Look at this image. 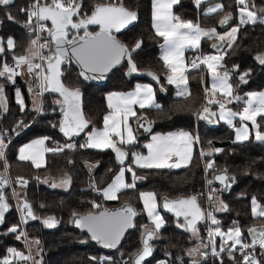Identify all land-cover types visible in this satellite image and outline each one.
<instances>
[{
	"label": "snow or ice",
	"instance_id": "1",
	"mask_svg": "<svg viewBox=\"0 0 264 264\" xmlns=\"http://www.w3.org/2000/svg\"><path fill=\"white\" fill-rule=\"evenodd\" d=\"M151 2L152 27L155 30V36L162 38L163 41L160 44L162 50L160 59L166 69L167 83L176 86L178 96L190 95L187 76L189 67L191 69L206 67L211 82L210 86L204 87L206 104L197 116L210 123H215L217 120L225 121L235 131L234 142H250L254 139L264 144V91H250L245 93L244 97L240 96L231 82L232 73L238 74L239 84H246L251 70L239 73V65H233L232 70H227L222 63L228 54L226 50L235 47L241 26L257 22L264 24V6H257L254 0H235L239 23L221 34L215 27L204 28L198 22L176 15L173 8L179 4L180 0H151ZM11 3L12 0H0V6L6 7ZM202 5H210L205 15L225 13L220 21L221 25L233 18L231 13L225 12V5L222 3H212V0H193L194 7L201 8ZM84 9L83 0H31L30 4L19 9L26 16L23 27L28 29L35 38L30 40L26 55L13 54L12 64L0 58V79L4 81L0 84V111L7 112L4 85L14 82L17 75L23 74L20 70L26 67L27 74L33 78L37 93L50 91L59 94L60 99L55 101L60 106L63 116L59 122V129L71 140L85 132L89 127V122L83 116L81 90L79 86H69L64 83L62 67L74 61L79 66L78 78L85 81L103 79L105 74L125 60L129 74L138 72L133 53L142 47L143 41L137 40L132 47H129L122 43L116 35L137 19V12L126 7L123 0H96L91 9L88 11ZM6 19L14 21L15 17L8 12ZM2 23L3 21L0 20V24ZM92 26L98 30L93 29ZM45 33H47L46 36ZM203 39L218 41L210 44L216 54L201 52L191 59L190 64L186 63V50H200ZM15 48L14 37L0 36V54L14 53ZM37 59L40 63L35 62ZM256 59L264 65V54L258 55ZM147 75L157 82L160 80V77L152 72H148ZM32 90L30 88V91ZM16 96L20 111L23 112L25 102L18 89ZM106 99L109 112L103 117V127L92 128L86 133L85 142L79 145L82 149L101 151L111 149L115 153L117 163L122 166L107 187L100 189L93 185V190L102 195L104 200H117L118 193L123 189H133L137 180L146 178L138 176L133 165L143 170L180 169L188 166L192 159L193 145L200 141L199 135L194 136L188 131L152 134L151 142L144 146L147 149V155L138 152L130 154L127 150L137 142L130 120L135 118L139 127L151 132V127H145L137 109L160 107L155 102L154 91L150 85L136 84L132 91L110 92ZM233 102L241 105L239 111H233L227 107ZM213 106H216L219 111L214 110ZM237 117L239 126L234 123ZM51 126L57 127L56 124ZM21 127H24L23 121L18 122L17 130ZM6 135V132H0V161H3L5 170L8 168L5 149L10 143V141L6 142ZM49 139V137H42L24 145L19 149L18 159L31 161L39 169L44 153L55 154L63 152L65 148L76 147L72 143H66L63 147H46V141ZM208 143L211 146V141ZM221 151L223 150L216 148L211 152L201 151L200 155L204 158L211 156L213 152ZM129 155L132 156V162L124 167ZM214 166V161L206 160L205 173L212 171ZM126 172L131 173V183L125 181ZM214 181H218L223 186L219 191H227L235 183V177L229 176L225 168L220 173H214L211 179L206 180L209 187L206 199L210 202V207L215 202L218 191L212 187ZM43 182L50 183L48 180ZM70 182V178H62L60 185H68ZM7 184V179L0 174V224L5 222V214L10 208L4 193ZM16 184L26 187L28 180L17 177ZM51 186L56 187L57 185L51 183ZM13 194L20 199V194L15 190ZM204 195L200 193L176 199L162 197L163 208L173 213L177 218V225L183 227L185 231H190L193 237H198V223L210 220L211 226L207 229L208 243L204 244L203 238L200 237L201 245L188 250L189 257L193 258L192 264H203V261L196 259L197 256L207 258L208 252L202 251V248H210L212 255L218 258L221 253H226L235 264H264V226L248 227L246 231L250 240L245 238L244 232L236 222H233V226L227 230H223L213 212L205 213L200 207L199 197ZM139 199L142 201L143 211L154 227L142 226L144 231L141 234V248L122 264H144L146 258L153 254L154 249L150 241L158 238L160 230L165 225L158 211L160 205L157 194L153 191L141 192ZM251 205L253 218H264V206L258 203L255 196L251 199ZM92 207L100 209L101 205L93 202ZM215 210L227 211L228 205L219 201V207ZM19 211L21 212V223H27L29 218L37 219L32 206L26 200L21 201ZM137 214L131 205L125 204L115 211L104 208L83 216L74 212L73 223L78 228L86 230L93 241L104 248L111 249L116 248L124 233L135 226L133 221ZM42 222L49 228L56 225L54 217L44 218ZM7 231L15 234L17 240L24 237L29 247L31 243L39 244L38 240L28 241L20 223L11 225ZM217 238H219V245H217ZM6 253L0 257V264H27L30 260L32 264H39L30 254L26 255L16 248L9 247ZM91 259L96 261V264H115L112 257H91ZM158 264H168V262L160 261ZM220 264H223L222 259Z\"/></svg>",
	"mask_w": 264,
	"mask_h": 264
},
{
	"label": "trees",
	"instance_id": "2",
	"mask_svg": "<svg viewBox=\"0 0 264 264\" xmlns=\"http://www.w3.org/2000/svg\"><path fill=\"white\" fill-rule=\"evenodd\" d=\"M225 5V12L232 14V19L228 26L238 24V14L235 0H219ZM31 0H12V3L6 7L0 6V36L7 38L14 37L16 48L13 52L3 54L7 62L16 56L24 55L31 37L25 32L23 27L26 16L19 11L26 7ZM85 11L91 9L96 0H83ZM150 2L151 0H123V4L131 10L137 12V22L126 30L116 33L117 37L125 45L132 47L137 40H142V47L133 53V59L137 64L139 71H151L160 77L159 82H151L144 77L131 76L125 73L127 63L124 61L121 66L115 68L103 83L92 81H83L78 78V72L72 64H66L62 67L63 81L69 86H79L82 93V111L84 118L89 122L88 129L79 136L69 140L59 130L58 104L60 99L57 94H50L47 91L43 93L42 111L36 114L33 106L32 97L36 93L33 78L27 74V70H22L23 74L17 75L14 82H8L5 86V95L7 100V112L0 111V132H6L5 149L7 170L4 168L3 161H0V172L9 176L13 186L16 184L17 177H23L28 180L26 187H23V196L21 200H26L37 216V219L24 223L27 236L31 240H38L36 245L37 256L41 260L39 264H96L91 257L100 258L112 257L115 264H122L141 246L143 225L152 228L153 225L146 217L139 199V193L142 190L153 191L157 194V200L167 196L169 199L190 196L196 194L199 189H203L202 159L214 161V167L217 169H227L228 173L235 177V183L227 191L217 189L215 206L219 207V201L228 205L227 211L215 210L214 215L220 221L223 229L233 226L236 222L244 232L246 239L248 237V227H261L264 225V218H253L250 208V199L255 196L260 205H264V144L251 140L250 142L237 143L232 140L233 131L223 122L217 120L215 125H208L203 119L197 116L202 111L201 105L204 87L206 86V75L201 69H189L188 92L190 95L178 96L176 87L169 85L165 78L166 69L163 67L160 59L159 42L161 38L156 37L150 23ZM257 6H264V0H254ZM206 5L201 8L193 6V0H180L175 5L173 12L184 19H190L198 22L202 27L213 28L221 31L224 28L218 25L219 19L224 12L212 15H202ZM10 12L14 21L6 19V13ZM95 29V26H92ZM214 41V40H213ZM213 41L203 39L201 48L203 51H212L210 44ZM227 55L222 61L227 70H232L233 65H239V73L251 70L247 77L246 84H239L238 74L233 72L231 82L236 92L244 97L250 90H259L264 88V65L256 60L258 53L264 52V24H248L241 26L236 45L233 49H227ZM26 78V80L24 79ZM136 81L148 82L152 85L154 95L159 103V108H148L137 110L138 115L147 114L151 120L153 128L151 132L166 134L176 129L191 132L193 135H199V143L193 145V154L191 162L187 167L180 169L163 170H143L134 167L138 176L146 177L143 180H137L133 189H123L118 193L117 200H104L96 188L102 189L111 181L117 170L122 167L116 164L114 153L111 149L95 150L80 148L81 136L87 133L92 127H99L100 117L107 110L105 94L109 91H124L132 87ZM4 83L0 79V84ZM30 88L33 89L30 91ZM161 88L163 93L158 90ZM20 91V95L25 102V110L20 111V107L15 99V90ZM205 106V105H204ZM227 106L238 110L241 105L236 102ZM33 107V108H32ZM216 106H213L215 109ZM55 109V110H54ZM23 121L24 127L17 130L18 122ZM56 124L53 128L51 125ZM149 135L143 138H137L135 145L127 150L131 154L134 151L142 153L145 151L142 142H145ZM49 137L46 141V147H63L66 143H72L76 147L67 149L59 153H44L43 163L37 169L31 161H20L18 159V150L24 143L35 139ZM211 141V146L209 145ZM222 149L219 153L211 156L201 157V151L211 152L213 149ZM132 162L131 155L123 166ZM67 175L70 178V184L66 189L47 186L43 181L49 178L53 180ZM39 178V179H37ZM125 181L132 182L131 173H125ZM9 192L7 188L6 193ZM21 200H19L21 202ZM93 202L100 204L103 209L108 206L118 205L127 202L137 211L134 218V227L129 228L123 235L120 243L115 249L110 251L101 250L95 241L88 238L85 232L72 229L68 224L69 218L75 212L82 214L85 212H97L100 209L92 207ZM10 211L5 216V222L0 229V257L9 242L19 244V241L11 234H4L3 230L11 225L19 223L17 210L12 201H8ZM199 204L205 212V199L199 197ZM43 205V207H41ZM164 217L165 225L160 230L158 238L150 241L153 246V256L146 260L151 261L161 259L168 264L187 261L192 258L188 255V250L200 246L204 240L205 221L198 223V237H192L190 231H185L183 227L177 225V218L169 213L159 209ZM54 217L55 227L44 226L43 219ZM182 222V218H181ZM217 242H219L217 238ZM238 256V254H237ZM235 264L226 253H222L220 258L208 257L202 259L203 264ZM144 262V263H145Z\"/></svg>",
	"mask_w": 264,
	"mask_h": 264
},
{
	"label": "water",
	"instance_id": "3",
	"mask_svg": "<svg viewBox=\"0 0 264 264\" xmlns=\"http://www.w3.org/2000/svg\"><path fill=\"white\" fill-rule=\"evenodd\" d=\"M137 22V19L132 23V24H130L127 28H129L130 26H132L133 24H135ZM226 25V24H225ZM228 25V24H227ZM226 25V26H227ZM224 26V25H223ZM127 28H124V29H122L121 30V32L122 31H124V30H126ZM222 28H224V27H222ZM98 30V29H97ZM121 41V40H120ZM218 41H213V43H217ZM123 43V42H122ZM211 48V47H210ZM211 50L213 51V52H216L214 49H212L211 48ZM123 62L124 61H122L119 65H117L115 68H118L119 66H121V64H123ZM125 62L127 63V61L125 60ZM72 65H73V67H75L76 68V70H77V72H79V66L78 65H76L75 64V62L73 61L72 63H71ZM127 65V68H126V71H125V73H126V75L128 76V77H131V76H139V77H144V78H146V79H148L149 81H151V82H156V80H153L152 79V77L151 76H149V75H147V73L148 72H151V71H139L138 70V72H136V73H131V74H129L128 73V64H126ZM115 68H113L109 73H107V74H105V76H104V78L103 79H92V80H87V81H92V82H95V83H98V84H100V83H103L106 79L105 78H107L108 77V75L115 69ZM153 73V72H152ZM81 80H83L82 78H81ZM83 81H85V80H83ZM159 91H160V93H163V90H161V88H159L158 89ZM48 93H50V94H54V95H56L57 94V96L59 97V94L58 93H53V92H50V91H47ZM60 98V97H59ZM81 106H82V101H81ZM59 108H58V114H59V122L63 119V116H62V112H61V110H60V106H58ZM83 112V111H82ZM139 116H141L142 117V119H143V122H144V125H145V127H151V128H153V124H152V122H151V120L149 119V117H147V114H145V113H141V114H139ZM213 119H215V118H213ZM208 125H210V126H213V125H215V123H210L209 121H206V120H204ZM132 126H133V131H134V134L136 135V138H143V137H146L147 135H149L151 132H148V131H145L144 130V128H141V127H139V124H138V122H137V120L135 119V118H133V120H132ZM60 130V129H59ZM152 131V130H151ZM60 133H62L61 131H60ZM63 134V133H62ZM64 135V134H63ZM66 137V136H65ZM114 153V152H113ZM113 158H115V153H114V156H113ZM127 160H128V158L125 160V163L127 162ZM115 162H116V164H118L117 163V161H116V158H115ZM119 165V164H118ZM224 169H218L217 168V170H214L213 172H212V174H211V178H212V175L214 174V173H220V172H222ZM228 175L229 176H232L230 173H228ZM6 179H7V177H5ZM48 181L50 182V183H46V185L47 186H51V183H53V180L52 179H48ZM213 185H215V186H217V189L218 190H220V189H222V185H220L219 184V182L218 181H214L213 182ZM181 197H186V196H181ZM177 198V197H176ZM176 198H172V199H176ZM22 201V200H21ZM21 203V202H20ZM20 203L18 204V206H17V211H18V214H19V216H20V219H21V212L19 211V205H20ZM162 203H163V201H162V198L159 200V207H158V209H160V210H162V211H164V212H168L166 209H164L163 208V206H162ZM125 204H128V205H131V204H129V203H127V202H123V203H120V204H118V205H114V206H108V207H105L106 209H108L109 211H115V210H117V209H120L123 205H125ZM132 206V205H131ZM133 207V206H132ZM104 209V208H103ZM103 209H100V210H98V211H101V210H103ZM9 211H10V208H9ZM9 211L8 212H6V214H5V216L9 213ZM91 212V211H90ZM90 212H85V213H82V214H79V215H81V216H83V215H86V214H88V213H90ZM91 213H95V212H91ZM169 213H171V212H169ZM171 214H173V213H171ZM174 215V214H173ZM30 221H32V219H28V221L27 222H30ZM4 224V223H3ZM3 224H0V229H1V227H3ZM67 225H69L72 229H75V230H78V231H81V232H85L87 235H88V238L90 239V240H92L91 238H90V234L89 233H87V231L86 230H82V229H80V228H78L76 225H75V223H73V214L71 215V217L69 218V221H68V224ZM45 226V225H44ZM47 227V226H46ZM128 231V230H127ZM126 231V232H127ZM125 232V233H126ZM124 233V234H125ZM142 236V235H141ZM123 237V236H122ZM122 237H121V239H122ZM93 241V240H92ZM96 242V241H95ZM97 243V242H96ZM97 245H98V247H100L101 248V250H106V251H110V250H112V249H115V248H104V247H102L100 244H98L97 243ZM118 246V245H117ZM142 246V245H141ZM141 246H140V248H141ZM153 247V246H152ZM140 248H138V250L140 249ZM137 250V251H138ZM136 251V252H137ZM135 252V253H136ZM153 253H154V251H153ZM153 256V254L151 255V256H149V257H147L146 258V260H149L151 257Z\"/></svg>",
	"mask_w": 264,
	"mask_h": 264
},
{
	"label": "built area",
	"instance_id": "4",
	"mask_svg": "<svg viewBox=\"0 0 264 264\" xmlns=\"http://www.w3.org/2000/svg\"><path fill=\"white\" fill-rule=\"evenodd\" d=\"M30 3H31V2H30ZM25 32L27 33V35H29V36L31 37V39H34V38H35L33 35L30 34L29 30L26 29V28H25ZM44 35L46 36L47 33H45ZM45 51H47V50H45ZM201 52L204 53V54H210V53L213 54L211 51H203L202 49H200V50H198V51H196V50H192V51H190V53L187 55V62H186V63H189V64H190L191 59H192L194 56L199 55ZM35 62H36V63H40V61H39L38 59H37ZM189 69H191V68L189 67ZM200 102H201V105H202V106H204V104H206L205 93H203L202 101H200ZM38 111H39V110H38ZM38 111L36 112V114H38ZM176 130L178 131V129H176ZM80 142H82V143L85 142V135H84V136H81V138H80ZM205 162H206V160L202 159V163H203V166H202V173H203V180H204V182H203V189H199V190L197 191L196 194H200V193H204V194H205L204 196H200V198H204V199H205V203H206V204H205L204 207H205V213H207L208 211H212V212H213L215 202H213V203H212V206L210 207V202L206 199V195H207V193H208V191H209V187H208V185L206 184V180H207V179H211V174H212V172H213L216 168L214 167V169H213L212 171H210L209 173L206 174L205 171H204V168H205ZM8 184H9V187H10V182H8ZM10 189H11V188H10ZM11 190H12V189H11ZM12 196H13V193H12ZM13 201L16 202L15 199H14ZM213 214H214V212H213ZM204 224H205V228H204V232H203V233H204V241H203V243H204V244H207V243H208L207 229H208L209 226H211V225H210V220H205ZM23 226H24L23 223H21V228H22L23 231L26 233L25 228H24ZM26 236H27V233H26ZM27 239H28L29 242L34 241V240H31L28 236H27ZM9 247L16 248L17 250L24 252L26 255H27V254H30L32 257L35 258L36 261L39 262V260L36 258V254L34 253V252H35V250H34V243H31V244H30V247H29V244L25 243V238H24V237H21V239H19V244H16V243H13V242H11V243L9 242V244L6 245V248H5V250H4V253H2V254H3L2 257H3L4 255L7 254V253H6V249L9 248ZM202 251H206V252H208V256H207V258H208V257H211V258L214 257V256L212 255V253H211V249H210V248H203ZM32 252H33V253H32ZM192 259H193V258H190V259H188L187 261H182V260H181L180 262H178V263H176V264H192ZM196 259L202 261V259H204V258H203V257H198V258H196ZM39 263H40V262H39ZM27 264H32V261H31V260L28 261Z\"/></svg>",
	"mask_w": 264,
	"mask_h": 264
},
{
	"label": "crops",
	"instance_id": "5",
	"mask_svg": "<svg viewBox=\"0 0 264 264\" xmlns=\"http://www.w3.org/2000/svg\"><path fill=\"white\" fill-rule=\"evenodd\" d=\"M212 3H220L218 0H212ZM210 5H206L204 8H202L203 10H202V12H201V14H203V15H205V11H206V9H207V7H209ZM150 23L149 24H151V27H152V15H151V13H152V2H150ZM152 29H153V27H152ZM153 31H154V33H155V30L153 29ZM163 41H162V38H161V40H160V42H159V49H160V56H161V54H162V50H161V48H160V44L162 43ZM29 48V47H28ZM190 51H192V50H186V52H185V62H187V55L190 53ZM213 52V51H212ZM216 52H213V54H215ZM161 63H162V65H163V61L161 60ZM201 70H203L204 71V75H206V85H208V86H210V82H211V77H210V74L207 72V69H206V67H204V66H202L201 67ZM136 84H147V85H150L151 87H152V85L150 84V83H148V82H142V81H136V82H134L133 83V85H132V87L130 88V89H128V90H124V91H115V92H128V91H132V90H134V88H135V85ZM174 87H176L175 85H174ZM153 88V87H152ZM177 89V88H176ZM154 91V90H153ZM250 91H264V88H262V89H259V90H250ZM250 91H247V92H250ZM110 92H114V91H109V92H107L106 94H105V102H106V107H107V99H106V97H107V95H108V93H110ZM246 92V93H247ZM176 94H177V91H176ZM155 96V95H154ZM246 98V97H245ZM155 102L157 103V100H156V98H155ZM157 104H159V103H157ZM228 108H231V107H229V106H227ZM240 108H241V106L239 107V109L238 110H235V109H233V108H231L233 111H239L240 110ZM138 110V109H137ZM214 110H216L217 112L219 111V109L216 107ZM108 112H109V109H108V107H107V110L103 113V115H102V117H100V119H101V123H100V126L99 127H92V128H97V129H100V128H102L103 127V117H104V115H106V114H108ZM202 112V111H201ZM133 120V119H132ZM132 120H130V123H131V125H132ZM220 122H223L227 127H229V128H231L232 129V131H233V138H232V140H234L235 141V131H234V129L232 128V127H230L225 121H221V120H219ZM234 123L237 125V126H239V118L237 117L236 118V120L234 121ZM133 127V126H132ZM91 128V129H92ZM90 129V130H91ZM89 130V131H90ZM89 131H87V132H89ZM175 131H177V130H173V131H171V132H175ZM178 131H180V130H178ZM169 133V132H168ZM152 133H150L149 134V136L151 135ZM155 134H162V133H155ZM148 136V138L146 139V141L145 142H142V145L143 146H145L147 143H149V142H151V136L149 137ZM85 140H86V134H85ZM254 140V139H253ZM33 141V139L32 140H30V141H28V142H26V143H24L21 147H23L24 145H26V144H29V143H31ZM255 141V140H254ZM257 142V141H256ZM21 147H19V149L21 148ZM145 148V147H144ZM134 152H137V151H134ZM138 153H140L139 151H138ZM18 154H19V150H18ZM141 154H143V155H146L147 154V149L145 148V152L144 153H141ZM19 156V155H18ZM132 157V156H131ZM43 159H44V154H43ZM42 163H43V160H42ZM41 163V164H42ZM124 167H126V166H124ZM120 169V168H119ZM119 169L117 170V172L115 173V174H117L118 172H119ZM115 176V175H114ZM114 176H113V178L111 179V181L109 182V183H107V185L108 184H110L112 181H113V179H114ZM128 183H131V182H128ZM107 185L105 186V187H107ZM105 187H103V188H105ZM58 189H66L67 188V186H63V188H60V187H57ZM101 198H103L102 197V195H101ZM184 229V228H183ZM189 234H191V236L193 237V235H192V233L190 232ZM218 240H219V238H218Z\"/></svg>",
	"mask_w": 264,
	"mask_h": 264
},
{
	"label": "rangeland",
	"instance_id": "6",
	"mask_svg": "<svg viewBox=\"0 0 264 264\" xmlns=\"http://www.w3.org/2000/svg\"><path fill=\"white\" fill-rule=\"evenodd\" d=\"M219 1V0H218ZM220 2V1H219ZM221 3V2H220ZM201 12L202 11H200V14H201ZM203 15V14H202ZM224 18V15L219 19V21H217L218 22V25L220 26V27H226V25L230 22H228V23H226V25L225 24H223V25H221L220 24V21L222 20ZM238 21H239V17H238ZM233 26H235L234 24H232V25H230V26H228V27H226V28H224L223 30H221V31H219V33H221V34H223V33H226L227 31H229L230 30V28L231 27H233ZM205 28V27H204ZM97 30V29H96ZM28 47H29V45H28ZM28 47H27V49H28ZM27 54V50H26V52H25V54L24 55H26ZM216 54V53H215ZM261 54H264V52H261V53H258L257 55H256V57L258 56V55H261ZM257 60V59H256ZM259 62V61H258ZM8 63L9 64H12L13 63V60H12V58L8 61ZM22 70H27L26 69V67L25 68H23V69H21L20 71H22ZM25 80H26V78H24ZM16 91H17V89L15 90V99L17 100V96H16ZM43 93L44 92H39V93H35L34 95H33V97H32V102H33V105L35 106V108H36V112L38 111L37 109H39V111H38V113L39 112H41L42 111V109L43 108H41L42 107V101H44V95H43ZM185 131V130H184ZM152 134H155V132L153 133V132H151ZM151 134V135H152ZM167 134V133H166ZM150 135V136H151ZM149 136V137H150ZM195 136V135H194ZM35 139H39V138H35ZM35 139H33V140H35ZM22 146V145H21ZM20 146V147H21ZM145 151H143L142 153H144ZM19 155V154H18ZM147 155V154H146ZM41 163H42V161H41ZM62 178H69L67 175H64V176H62V177H59V178H56L55 180H54V182L53 183H55L57 186L56 187H60V188H63V186H61L60 185V181H61V179ZM69 185V184H68ZM64 186H67V185H64ZM68 187V186H67ZM9 188H11L10 189V192H8V193H13V190H15V192H17V193H19L20 194V199L22 198V196H23V187L22 186H20V185H18V186H13L11 183H10V187ZM147 190H142V191H140V193L141 192H146ZM139 193V194H140ZM20 199H15V201L16 202H14L13 201V204H14V206H15V208H17V206H18V204H19V200ZM252 199V198H251ZM251 199H250V208L252 207V205H251ZM140 202H141V205H142V209H143V204H142V201L140 200ZM262 206H264V205H262ZM215 209H217V205L215 206L214 205V209H213V212L215 211ZM158 211H159V209H158ZM160 212V211H159ZM145 213V212H144ZM146 214V213H145ZM160 214H161V212H160ZM162 215V214H161ZM214 215V214H213ZM146 217H147V215H146ZM162 217H163V215H162ZM216 217V216H215ZM148 219V218H147ZM163 219H164V217H163ZM149 220V219H148ZM218 220V219H217ZM150 222V221H149ZM19 223H20V221H19ZM21 224V223H20ZM264 226V225H263ZM10 227V226H9ZM8 227V228H9ZM154 227V226H153ZM229 227H231V226H229ZM229 227H227L226 229H223V230H227ZM8 228H6L5 230H3V233L4 234H11V233H8ZM25 228V227H24ZM11 235H13V237H15V234H11ZM16 239V238H15ZM17 240V239H16ZM17 241H19V240H17ZM204 241V240H203ZM218 243L219 242H217V245H218ZM36 245L37 244H35L34 243V250H35V254H36V258L40 261L41 260V258H40V256H37V254L38 253H36ZM33 253V252H32ZM101 257H104V256H101ZM199 256H197L196 258H198ZM205 259V258H204ZM160 261H162L161 259H157V260H154V261H151V263L150 264H158V262H160ZM144 264H149L148 262H145Z\"/></svg>",
	"mask_w": 264,
	"mask_h": 264
},
{
	"label": "flooded vegetation",
	"instance_id": "7",
	"mask_svg": "<svg viewBox=\"0 0 264 264\" xmlns=\"http://www.w3.org/2000/svg\"><path fill=\"white\" fill-rule=\"evenodd\" d=\"M95 30H96V28H95ZM3 54H0V58H3V56H2ZM15 95V94H14ZM34 106V105H33ZM33 108V107H32ZM34 108H35V106H34ZM36 109V108H35ZM0 174H2L4 177H6V175H4V173H2V172H0ZM8 181L12 184V182H11V180L9 179V176H8ZM13 185V184H12ZM7 188L8 189H10L9 188V185L7 184V186L5 187V189H4V193H5V195H6V197H7V200L8 201H13L14 199H17V197L13 194V196H12V193H6V191H7ZM9 192H10V190H9ZM21 200V199H20ZM263 226V225H262ZM34 241H36V240H34ZM218 245H219V243H218ZM202 250H203V248H202ZM222 254V253H221ZM214 257H216V256H214Z\"/></svg>",
	"mask_w": 264,
	"mask_h": 264
}]
</instances>
